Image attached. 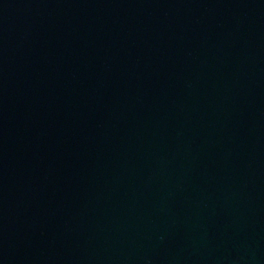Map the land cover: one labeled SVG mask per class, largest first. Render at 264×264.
Returning a JSON list of instances; mask_svg holds the SVG:
<instances>
[{
  "label": "water",
  "instance_id": "obj_1",
  "mask_svg": "<svg viewBox=\"0 0 264 264\" xmlns=\"http://www.w3.org/2000/svg\"><path fill=\"white\" fill-rule=\"evenodd\" d=\"M0 264H264V0H0Z\"/></svg>",
  "mask_w": 264,
  "mask_h": 264
}]
</instances>
